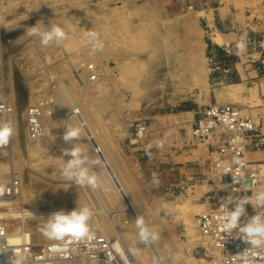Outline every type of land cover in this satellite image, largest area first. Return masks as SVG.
Masks as SVG:
<instances>
[{
  "label": "rangeland",
  "instance_id": "1",
  "mask_svg": "<svg viewBox=\"0 0 264 264\" xmlns=\"http://www.w3.org/2000/svg\"><path fill=\"white\" fill-rule=\"evenodd\" d=\"M250 1L264 2L0 0V102L8 105L0 124L12 127L0 157V217L9 235L23 231L7 213L59 208L70 215L88 207L89 233L117 240L128 264H153L156 253L166 264H221L220 251L199 232L196 217L230 198V190L216 144L193 135L196 116L184 113L192 104L178 100L192 97L194 84L206 72V85L235 84L229 92L232 102L219 97L213 103L237 104L245 89L240 76L249 67L264 74V35L242 30L245 35L225 56L206 27L205 17L216 8L235 11L238 18V10ZM53 26L65 36L53 34L45 45L44 35ZM32 27L39 32L28 35ZM199 37H206L205 54ZM213 40L224 43L220 32ZM174 83L177 87L169 86ZM31 106L42 112L44 134L36 140L27 135ZM256 119L261 145L259 150L253 145L249 154L264 152V118ZM140 123L144 131L137 138ZM69 127L80 131L66 142ZM75 148L84 160L80 167L96 177V187L63 175L72 159L65 152ZM258 159L264 163V154ZM13 179L20 193L7 196ZM127 208L143 221L141 226ZM50 218L28 221L45 226ZM141 229L157 250L149 238L140 240ZM56 240L43 236L30 242L38 249Z\"/></svg>",
  "mask_w": 264,
  "mask_h": 264
},
{
  "label": "built area",
  "instance_id": "2",
  "mask_svg": "<svg viewBox=\"0 0 264 264\" xmlns=\"http://www.w3.org/2000/svg\"><path fill=\"white\" fill-rule=\"evenodd\" d=\"M264 66V53L261 60ZM8 110L0 102V115ZM42 112L31 106L26 114L27 135L30 140L43 137ZM257 114L243 112L233 104L212 103L197 112L192 133L201 140L216 144L221 173L229 187V196L196 217L199 232L218 249L221 264H264V245L254 247L245 229L256 222L264 224V163L252 160V146L260 149V129ZM138 138L144 131L143 124L135 127ZM10 139V138H9ZM9 146H0V157ZM21 185L17 179L9 182L7 196H17ZM233 195H237L233 197ZM247 197V200L240 197ZM242 209L233 227L231 216ZM6 220L0 217V264H128V257L120 250L117 240L101 233H89L74 239L65 236L36 248L28 238L10 242L7 238ZM19 232V231H18ZM17 232V233H18ZM20 234V233H18Z\"/></svg>",
  "mask_w": 264,
  "mask_h": 264
},
{
  "label": "crops",
  "instance_id": "3",
  "mask_svg": "<svg viewBox=\"0 0 264 264\" xmlns=\"http://www.w3.org/2000/svg\"><path fill=\"white\" fill-rule=\"evenodd\" d=\"M238 18L235 11L227 12L224 9L216 8L215 11H211L206 19V27L210 32V40L212 44L222 46V49L225 51V56L230 54V46L235 42L239 41L246 31L247 33L253 35H264V2L262 4L256 2H248V4L243 8L239 9L237 12ZM222 29V30H221ZM220 32L224 38V43L219 44L213 40V38ZM204 38H198L197 43L200 47V50L205 54L207 50V44L205 43ZM229 46V47H227ZM247 67L245 68V70ZM208 76L207 73H204V76L201 75L202 81L194 84L195 91L192 97H184L178 100V102H187L190 101L192 108L186 110L184 113L195 114L203 107L213 103L218 102L217 100L220 97V100L223 102H232L229 97V92L232 90V87L235 84L231 83H219L217 86L206 85V80ZM241 81H244L245 89L241 92V99L236 103H229L236 105L239 108L249 110L258 116V121L264 118V74L256 69L249 67L242 76H240ZM240 84V83H239ZM238 85V83H237ZM170 87H177L176 83L170 84ZM190 86V85H189ZM186 86L189 89L191 87ZM208 86V87H207ZM185 88V86H183ZM258 103L260 104H257ZM256 102V104H255ZM226 104V103H221ZM183 113V114H184ZM181 116V115H179ZM182 117V116H181ZM260 124V122L258 123ZM264 127L261 128L263 130ZM264 140V138H263ZM264 151V150H263ZM264 154V152H255L250 153L249 156L252 160L259 161L258 157ZM255 155V157H252Z\"/></svg>",
  "mask_w": 264,
  "mask_h": 264
},
{
  "label": "clouds",
  "instance_id": "4",
  "mask_svg": "<svg viewBox=\"0 0 264 264\" xmlns=\"http://www.w3.org/2000/svg\"><path fill=\"white\" fill-rule=\"evenodd\" d=\"M39 32L37 27H32L28 31V35H35ZM57 37H64V31L58 27L53 26L51 33L44 35L42 41L43 44H47L48 40L51 39L52 35ZM89 35H96L95 33H89ZM78 128L69 127L63 137V139L68 142L72 141L79 135ZM12 135V127L9 123L0 124V146L6 145L9 138ZM81 150L75 148L71 151L65 152V155H70L72 159L66 164L63 170V175L71 179L73 175L78 177L77 183L84 185L85 183L96 187V177L91 176L88 173V169L80 167L84 160L80 158ZM79 168V172H73V169ZM242 209H237L235 213L231 216L232 223L227 225V227H233L236 224L237 217L241 214ZM92 216V211L88 207H83L79 211H73L70 215H65L63 212L56 213L53 215L45 225L44 234L51 239H63L65 236L72 237L74 239H81L89 235V224L88 221ZM259 218H256V222L249 225L245 231L248 233L250 242L254 247L264 245V224L258 223ZM143 223L142 220H137V226L139 227ZM149 233L146 229H141L140 240L146 241ZM245 264H252L251 261H246Z\"/></svg>",
  "mask_w": 264,
  "mask_h": 264
},
{
  "label": "bare ground",
  "instance_id": "5",
  "mask_svg": "<svg viewBox=\"0 0 264 264\" xmlns=\"http://www.w3.org/2000/svg\"><path fill=\"white\" fill-rule=\"evenodd\" d=\"M17 103H18V107H21L22 106L21 105L22 104V101L21 100H18ZM255 104H256V102H255ZM257 104H260V103H258V101H257ZM85 129H86V131L89 130L87 128H85ZM104 157L107 160V157H106L105 154H104ZM101 158L103 159V157H101ZM1 162H3V161H1ZM112 172H114V171H112ZM0 178H3V177H0ZM114 183L117 184L118 182L116 180H114ZM31 193H32V191H31ZM28 196H29V198H31L30 197V194ZM126 210L129 212L128 214L134 216V218H136V220H140V218L137 215H135V213L133 212V209L132 208L131 209L130 208L129 209L127 208ZM59 212H63L64 214L65 213L66 214L68 213V212H66L64 210L62 211V209H59V208H50V209H46V210L45 209L44 210H39V209L36 210L35 208L34 209L27 208V209H23V210H19V211H14V212L7 213L6 216H8L11 220L12 219H18L19 220V222H20L19 225L21 226L20 231H23V232H20V234H18L17 232L12 231L10 235H9V232H7L8 241H10V242H16V241H18V239L22 238L23 236H24V238L25 237L28 238L30 241H32V240L33 241H39L41 237H43V236L46 237V235L44 234L45 226H42L43 224L40 225V224H36V223H31V221H28V220L33 219V218L52 217L53 215H55L56 213H59ZM111 212L113 213L115 211H111ZM27 230L32 231V233H27L26 232ZM148 238H149V241H150V242L149 241L148 242L150 243V245H152V248H154V251H155V249L157 250V247H155V244L153 243V241L151 240V237L149 235H148ZM128 250L130 251L132 257L136 260V256H135L133 250H131L130 248H128ZM152 262H153V264H166L164 262L163 258L160 255H158L157 253H156L155 259Z\"/></svg>",
  "mask_w": 264,
  "mask_h": 264
}]
</instances>
